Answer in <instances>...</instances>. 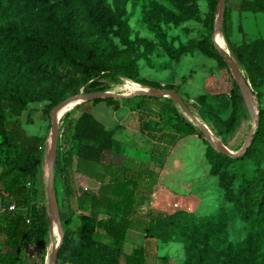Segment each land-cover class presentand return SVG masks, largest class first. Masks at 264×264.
I'll list each match as a JSON object with an SVG mask.
<instances>
[{
    "label": "rangeland",
    "instance_id": "rangeland-1",
    "mask_svg": "<svg viewBox=\"0 0 264 264\" xmlns=\"http://www.w3.org/2000/svg\"><path fill=\"white\" fill-rule=\"evenodd\" d=\"M217 10L218 0H98L96 4L95 0H0V14L14 11L42 37L55 34L84 50L92 48L94 60L104 65L89 77L67 64L56 71H40L11 61L8 73L0 59V94L5 97L0 188L9 177L5 171L23 160L22 152L8 153L5 146L13 135L11 121L17 119L25 133L40 135L45 142L42 165L26 196L34 217L32 248L28 255L21 253L20 264H45L55 245L43 162L51 128L49 111L65 96L91 90L126 92L120 84L132 80L127 74L133 72L132 81L149 89L177 91L219 144L233 150L242 147L255 112L248 110L228 63L213 45ZM63 21L68 25L65 29ZM218 32L249 82L258 114L264 115V0H225ZM42 57L52 59L51 54ZM253 67L256 82L250 77ZM19 74L23 76L17 80ZM17 81V95L26 91V98L34 97L24 107L6 97ZM175 123L192 125L193 131H177ZM216 151L171 94L93 96L71 106L59 118L53 169L64 231L56 263L125 264L121 240L101 227L93 232V245L80 243L79 215L90 211L77 194L66 190L62 165L67 155L77 189L99 187V181L76 169L79 157L85 159V169L126 163L143 171L129 219L144 233V264H264V256H259L264 251V202L252 221L232 194L264 173V126L255 125L242 155L220 156ZM11 204L15 202L0 196V212L14 210ZM4 237L0 225V264H9L16 250Z\"/></svg>",
    "mask_w": 264,
    "mask_h": 264
},
{
    "label": "trees",
    "instance_id": "trees-1",
    "mask_svg": "<svg viewBox=\"0 0 264 264\" xmlns=\"http://www.w3.org/2000/svg\"><path fill=\"white\" fill-rule=\"evenodd\" d=\"M62 1L68 2V0ZM96 3L98 0H95ZM96 13L98 18L102 20V12L97 9ZM62 27L64 29L68 27L66 21H63ZM32 52L36 56L32 57ZM47 54H51V60L42 57ZM237 54L240 56L239 53ZM95 56L96 52L92 48L84 50L61 37L59 38L58 35L54 34L51 37L38 35L30 28L27 20L14 11L0 14V59L1 57L4 59V67L8 73H10L11 61H14L19 65L29 67L31 70L40 71L46 68L56 71L60 65L67 64L86 71L87 75L91 77L104 68V65L94 60ZM256 75V68H251L252 82H256ZM22 76L19 74L17 80ZM127 76L132 80L136 79L133 72H129ZM13 86L14 91H10L6 96L12 102L11 104L24 107L27 99L34 98L32 96L26 98V91L18 95L15 93L16 88L18 89V81ZM3 98L5 97L0 94V123H5V112L1 105ZM11 108L14 109L12 105ZM258 116L257 127L260 129L264 126V115L260 112ZM11 125L13 135L9 141H5L7 152L19 150L23 154V160L16 167L11 166L5 171L9 177L2 183L0 196L14 201L15 209L0 212V225L5 233V243L16 250V253L11 256L9 264H20L22 261L21 251L30 243V225L34 220L32 212L28 211L26 196L29 187L36 178L38 168L42 165L41 151L44 137L25 133L17 119H13ZM173 126L177 131H193V126L185 123H175ZM216 153L220 156H226L225 153L219 151ZM65 156L62 170L66 190L70 195L77 194L81 205L87 206L90 211V213L79 215L81 219L80 243L86 247L93 245L95 243L93 232L96 227H101L117 242L120 239L121 246H123L126 229L133 227L129 215L134 208L136 188L142 181L143 171L136 170L126 163L118 165L103 163V170L85 169L82 167V162L85 159L79 157L76 169L82 170L99 181V187L97 191L86 188L77 189L73 185V166L70 156ZM250 188L253 191H250ZM232 194H234L233 200L242 204L245 215L252 221H256L257 214L261 210L259 204L264 202V173L255 176L254 179L248 181L245 186L238 188ZM254 204L258 205L255 206ZM99 213H103L107 217H100L98 216ZM28 217L29 221H27ZM40 233H43L42 229H40ZM37 243L41 245L42 241ZM120 252L124 256L125 264H144L145 248L143 245L134 246L130 252H125L122 248ZM261 255L264 256V251L259 254V256Z\"/></svg>",
    "mask_w": 264,
    "mask_h": 264
},
{
    "label": "water",
    "instance_id": "water-1",
    "mask_svg": "<svg viewBox=\"0 0 264 264\" xmlns=\"http://www.w3.org/2000/svg\"><path fill=\"white\" fill-rule=\"evenodd\" d=\"M224 7H225V0H218V10L216 14V20L213 23V30L211 32V38L214 47L217 49V51L220 53V55L226 60L228 63L234 77L236 80V84L239 87L242 97L245 101V104L248 108V110L253 113L255 112L254 117V123L250 126L245 141L242 145V147L238 150H233L229 148L228 146L220 143V145L215 141L213 136L211 135L210 131L208 130L207 126L202 123L197 116L194 114V112L189 108L187 103L183 100L181 95L175 91L173 88H159V87H153L150 90H135V91H129V92H114L111 90H91V91H79L72 93L68 96H65L64 98L60 99L58 102H56L50 109V119H51V128H50V138L49 142L46 145L45 148V167L47 170V177H46V191H47V197L48 201L51 207L52 216L53 219H55L57 223V229L59 232V238L57 242L55 243L54 247L51 249L50 253L48 254L45 264H56L57 261V255L58 250L61 246L62 240H63V226L60 221V213H59V206H58V199L56 195V190L53 182V169L54 165L56 164L57 160V144H58V136H59V118L60 116L57 115V111L68 102H81L83 100H86L93 96H130L134 94H158V95H165V94H171L175 97L176 101L179 103V105L183 108V110L195 121L198 123L200 128L205 133L206 138L208 141L212 144L213 147H215L216 150L225 153L230 156H238L242 155L243 152L247 149L250 138L252 136L253 129L255 125L258 123V110L256 108V104L254 102L253 98V92L249 85V82L245 78V75L241 71L236 59L234 56L223 46H221L216 40L215 35L216 32L220 29L222 25V18L224 13Z\"/></svg>",
    "mask_w": 264,
    "mask_h": 264
},
{
    "label": "bare ground",
    "instance_id": "bare-ground-1",
    "mask_svg": "<svg viewBox=\"0 0 264 264\" xmlns=\"http://www.w3.org/2000/svg\"><path fill=\"white\" fill-rule=\"evenodd\" d=\"M215 40L223 47H225V43L223 41L222 35L217 31L216 35H215ZM226 48V47H225ZM227 49V48H226ZM120 88L125 90L126 92L129 91H135V90H141V89H145V90H150L148 87L139 84L137 82H134L132 80L129 79H125L121 84H120ZM124 92V91H123ZM79 102H68L67 104H64L58 111H57V115L61 116L63 115L66 111H68L70 109L71 106H74L75 104H77ZM212 135V134H211ZM213 136V135H212ZM49 138H50V132H49V136H48V140L46 145L49 142ZM213 138L215 139V141L217 142L216 138L213 136ZM218 143V142H217ZM219 144V143H218ZM220 145V144H219ZM43 164H45V155H44V162ZM46 177H47V170H46ZM46 180V179H45ZM53 220V224H51L50 229H51V233L55 236V240H54V244L57 242L58 238H59V233H58V229H57V223L55 221V219ZM53 244V245H54ZM48 256V255H47Z\"/></svg>",
    "mask_w": 264,
    "mask_h": 264
},
{
    "label": "crops",
    "instance_id": "crops-1",
    "mask_svg": "<svg viewBox=\"0 0 264 264\" xmlns=\"http://www.w3.org/2000/svg\"><path fill=\"white\" fill-rule=\"evenodd\" d=\"M145 242L144 233L141 230L129 227L126 229L125 237L123 239V249L125 252H130L135 245L143 244ZM32 248L31 244L22 249V254H29V250ZM21 254V256H22ZM36 254V251H35ZM32 256V255H31ZM36 256V255H34ZM33 260L38 261V257H34Z\"/></svg>",
    "mask_w": 264,
    "mask_h": 264
},
{
    "label": "built area",
    "instance_id": "built-area-1",
    "mask_svg": "<svg viewBox=\"0 0 264 264\" xmlns=\"http://www.w3.org/2000/svg\"><path fill=\"white\" fill-rule=\"evenodd\" d=\"M10 208H14V204H11ZM27 221H29V217L27 218Z\"/></svg>",
    "mask_w": 264,
    "mask_h": 264
}]
</instances>
